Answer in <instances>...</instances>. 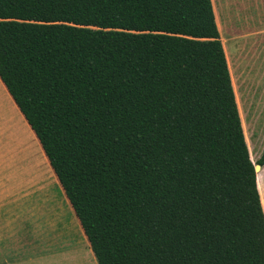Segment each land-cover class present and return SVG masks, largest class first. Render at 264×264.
I'll return each mask as SVG.
<instances>
[{
  "label": "trees",
  "instance_id": "trees-1",
  "mask_svg": "<svg viewBox=\"0 0 264 264\" xmlns=\"http://www.w3.org/2000/svg\"><path fill=\"white\" fill-rule=\"evenodd\" d=\"M0 79L97 264H264L211 0H0Z\"/></svg>",
  "mask_w": 264,
  "mask_h": 264
},
{
  "label": "rangeland",
  "instance_id": "rangeland-1",
  "mask_svg": "<svg viewBox=\"0 0 264 264\" xmlns=\"http://www.w3.org/2000/svg\"><path fill=\"white\" fill-rule=\"evenodd\" d=\"M213 2L244 138L250 158L256 163L264 150V0ZM2 92L0 88V110H3L0 114V247H15L21 241L16 240L15 232L20 234V229L14 214L19 190L24 192L25 185L30 183V189L35 190L33 198L35 201L40 199L39 207L50 206L52 201L48 198L56 194V179L37 138ZM257 175L264 199V167L257 170ZM14 189L15 193H12ZM8 212L10 217H7ZM45 213H50V210H45ZM62 217L65 223L68 216ZM24 221V225H19H23L21 228L25 230L23 243L31 246L26 248L55 247L49 239L52 235L47 234L48 224L34 216H28ZM64 223H60L61 228L65 227ZM65 229L73 232L71 226ZM63 234L68 235L62 231L58 238ZM77 243L78 252L87 255L88 263L94 264L81 235ZM70 253L73 251H64L62 260H66L63 264H74L68 258V255L72 256Z\"/></svg>",
  "mask_w": 264,
  "mask_h": 264
},
{
  "label": "crops",
  "instance_id": "crops-1",
  "mask_svg": "<svg viewBox=\"0 0 264 264\" xmlns=\"http://www.w3.org/2000/svg\"><path fill=\"white\" fill-rule=\"evenodd\" d=\"M211 2H212L213 10H214L216 25H217L219 33L221 34V30L219 28V19L217 18L216 11H215V4L213 0H211ZM0 88L3 91L2 92L3 95L7 97V99L12 104V106L14 108H17L16 104L14 103L11 95L9 94L8 90L6 89L1 79H0ZM1 112H3V110H0V114ZM262 167H264V164L262 166L260 165L259 169ZM22 175L24 176V174ZM54 176L56 179V194L54 197L50 196L48 198V199H51L52 205L50 206L42 205L40 208L39 207L40 204L38 203L40 199L35 201V199L33 198L35 190H31L30 189L31 187L29 185L30 183H27V185H25L24 187V192H21V190H19L18 195L16 196V202L14 203L16 205L14 209V214H15V218L18 219V221L16 222L17 227H19L18 229H20V234H18V232H15L16 240H18L17 242H19L20 239L21 241L23 240V238L25 239V235H24L25 230L21 228L25 223L24 219H27L28 216H34L38 218L39 220H41L40 222L44 224H48L49 229H48L47 234L50 233L52 235L50 236L52 238L49 237V239H52L53 246L55 247L48 248V247L41 246V247L26 248V247H31V246L27 245L26 243H23V241L22 242L20 241V243H17L15 247H0V264H63V262L66 260V259H64V261L62 260V258H65L63 253L64 251H69V250L73 251V253H70L72 256L68 255V258L70 259L71 263L74 261V264H89L87 261L88 259L86 257L87 255H85L84 253L78 252L79 249L77 248L78 247L77 241L80 235L83 237L86 243V246L88 247L87 248L88 253L91 256L94 264H97L96 258L90 248L89 242L81 227L80 221L78 217L76 216L55 174ZM11 191L12 193H15V189ZM260 201H261L262 209L264 212V199H262V196L260 197ZM45 210L47 211L50 210V213L48 214L45 213ZM37 211H38V214H37ZM65 214L68 216V218H67V221L64 223L62 215L64 216ZM8 216L10 217V212L7 213V217ZM60 223H64L65 227L71 226V230H73V232L72 231L68 232L65 229V227L61 228ZM19 224H23V225H19ZM12 227L13 226H11L10 228ZM74 230H75V234H74ZM62 231L66 232V234L68 235L64 236L63 234L62 236H60L61 238H58L57 235L62 234ZM11 233H13V230ZM68 237H70L71 239L74 238V241H72ZM34 248H37V249H34Z\"/></svg>",
  "mask_w": 264,
  "mask_h": 264
},
{
  "label": "water",
  "instance_id": "water-1",
  "mask_svg": "<svg viewBox=\"0 0 264 264\" xmlns=\"http://www.w3.org/2000/svg\"><path fill=\"white\" fill-rule=\"evenodd\" d=\"M259 164H255V171H257L259 169Z\"/></svg>",
  "mask_w": 264,
  "mask_h": 264
},
{
  "label": "bare ground",
  "instance_id": "bare-ground-1",
  "mask_svg": "<svg viewBox=\"0 0 264 264\" xmlns=\"http://www.w3.org/2000/svg\"><path fill=\"white\" fill-rule=\"evenodd\" d=\"M259 170V169H258Z\"/></svg>",
  "mask_w": 264,
  "mask_h": 264
}]
</instances>
